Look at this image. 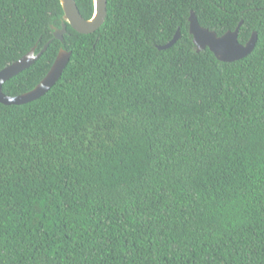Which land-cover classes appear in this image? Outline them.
<instances>
[{
  "label": "trees",
  "instance_id": "obj_1",
  "mask_svg": "<svg viewBox=\"0 0 264 264\" xmlns=\"http://www.w3.org/2000/svg\"><path fill=\"white\" fill-rule=\"evenodd\" d=\"M191 11L255 48L197 53ZM62 21L59 0H0V70L51 41L5 95L72 53L44 96L0 103V264H264V0H107L63 42Z\"/></svg>",
  "mask_w": 264,
  "mask_h": 264
},
{
  "label": "water",
  "instance_id": "obj_2",
  "mask_svg": "<svg viewBox=\"0 0 264 264\" xmlns=\"http://www.w3.org/2000/svg\"><path fill=\"white\" fill-rule=\"evenodd\" d=\"M63 10V21L60 28L51 26L53 38L63 42V36L67 32V24L80 34H91L97 31L105 21L107 15V0H93L94 13L90 19H84L76 5L75 0H59ZM189 33L192 36L194 49L197 53L208 49L214 57L221 62H235L243 59L255 48L257 33L253 32L246 44L242 45L238 41L239 28L243 21H240L233 31H227L218 36L215 31L201 27L193 11L190 12ZM180 38V31L177 30L173 38L164 45L157 46L158 50H166L173 46ZM51 41H48L43 48L36 52L37 47H33L18 60L8 64L0 70V103L6 106L24 105L44 96L60 79L65 70L71 51L61 48L44 78L31 90L16 96L5 95L2 91L3 84L24 70L33 65L47 50Z\"/></svg>",
  "mask_w": 264,
  "mask_h": 264
}]
</instances>
